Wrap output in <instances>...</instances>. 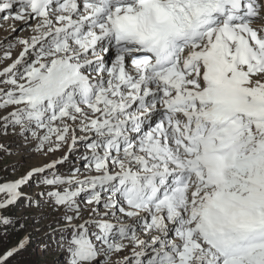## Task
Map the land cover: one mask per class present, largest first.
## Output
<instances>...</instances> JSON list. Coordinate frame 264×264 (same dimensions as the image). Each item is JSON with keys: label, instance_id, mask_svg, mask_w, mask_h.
Masks as SVG:
<instances>
[{"label": "snow or ice", "instance_id": "snow-or-ice-1", "mask_svg": "<svg viewBox=\"0 0 264 264\" xmlns=\"http://www.w3.org/2000/svg\"><path fill=\"white\" fill-rule=\"evenodd\" d=\"M0 14L33 33L0 57V133L67 146L0 181L5 236L25 228L7 214L24 200L58 213L45 227L66 264H264V0H0ZM78 143L87 174L59 172Z\"/></svg>", "mask_w": 264, "mask_h": 264}, {"label": "rangeland", "instance_id": "rangeland-1", "mask_svg": "<svg viewBox=\"0 0 264 264\" xmlns=\"http://www.w3.org/2000/svg\"><path fill=\"white\" fill-rule=\"evenodd\" d=\"M3 15L0 14V57L8 49V44L12 43L17 45L15 48L10 49L13 53V58H15L23 48L17 41L28 39L33 33L31 28L23 24V22L12 18L5 20ZM10 63L11 59L0 61V70ZM6 114V111H0V115ZM15 133H19L18 128ZM25 135L28 137L27 140L19 134H14L12 129H9L7 135L0 133V145H3L6 149L5 151H0V181L18 179L31 168L41 167L51 163L53 160H58L67 152L66 145L55 152H47V146L43 151H37L36 138L32 137L31 133H25ZM84 152L83 144L78 143L76 150L69 155L68 161L63 165L57 166L58 171L68 174L79 168L80 175H86L87 173L83 167L84 162L81 159ZM42 187L38 183L37 178H33L28 185L22 188V191L29 196H35L42 190ZM40 213L44 214L43 219H41ZM7 214L21 218V223L25 224V228L20 230L17 226V230H9L6 236L3 234V229H0V253L15 246L22 237L31 236L28 247L10 259L8 264H66L67 254L62 248L57 247V237L52 235L51 228L45 227L58 215L57 212L52 211L48 207L41 209L29 208L25 205L24 200H21L15 206H10ZM44 244L49 245L46 252L42 248ZM126 254L122 253L121 256ZM111 259L112 261H117L120 256L114 255Z\"/></svg>", "mask_w": 264, "mask_h": 264}, {"label": "trees", "instance_id": "trees-1", "mask_svg": "<svg viewBox=\"0 0 264 264\" xmlns=\"http://www.w3.org/2000/svg\"><path fill=\"white\" fill-rule=\"evenodd\" d=\"M28 249H31V248H28ZM10 261V260H9Z\"/></svg>", "mask_w": 264, "mask_h": 264}]
</instances>
